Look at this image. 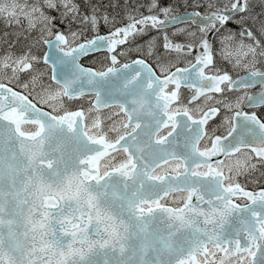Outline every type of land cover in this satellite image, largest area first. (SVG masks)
<instances>
[{"label":"snow or ice","instance_id":"1","mask_svg":"<svg viewBox=\"0 0 264 264\" xmlns=\"http://www.w3.org/2000/svg\"><path fill=\"white\" fill-rule=\"evenodd\" d=\"M0 264H264V0H0Z\"/></svg>","mask_w":264,"mask_h":264}]
</instances>
